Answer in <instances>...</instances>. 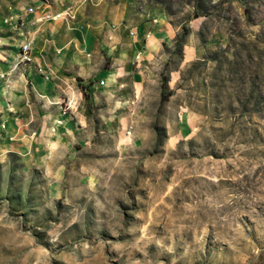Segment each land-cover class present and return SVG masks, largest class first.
Instances as JSON below:
<instances>
[{"label":"rangeland","instance_id":"rangeland-1","mask_svg":"<svg viewBox=\"0 0 264 264\" xmlns=\"http://www.w3.org/2000/svg\"><path fill=\"white\" fill-rule=\"evenodd\" d=\"M139 1L177 35L126 114L60 171L0 155V264H264V0Z\"/></svg>","mask_w":264,"mask_h":264},{"label":"crops","instance_id":"crops-1","mask_svg":"<svg viewBox=\"0 0 264 264\" xmlns=\"http://www.w3.org/2000/svg\"><path fill=\"white\" fill-rule=\"evenodd\" d=\"M162 12L139 0H0V155L63 170L90 110L114 123L173 42L178 25Z\"/></svg>","mask_w":264,"mask_h":264},{"label":"built area","instance_id":"built-area-1","mask_svg":"<svg viewBox=\"0 0 264 264\" xmlns=\"http://www.w3.org/2000/svg\"><path fill=\"white\" fill-rule=\"evenodd\" d=\"M62 15H63V13H57V14H55L54 16H52L51 18H53V19H55V18H59V17H61ZM66 15H67L69 18L72 17L71 12H67ZM46 17L48 18V17H50V16L47 15ZM22 48H26V54H27V52H28L29 49H30V45H29V43H26V45L23 46ZM68 106H69V104H68Z\"/></svg>","mask_w":264,"mask_h":264}]
</instances>
